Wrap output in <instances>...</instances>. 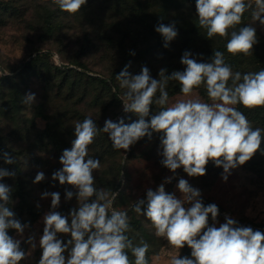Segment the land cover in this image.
<instances>
[{
  "label": "clouds",
  "instance_id": "9594fccd",
  "mask_svg": "<svg viewBox=\"0 0 264 264\" xmlns=\"http://www.w3.org/2000/svg\"><path fill=\"white\" fill-rule=\"evenodd\" d=\"M87 2L51 0V5L74 15ZM249 9L253 22L264 26V0H195L198 24L206 30L207 38L230 37L226 49L232 55H250L258 43L252 24L229 31L241 23ZM155 31L164 38V47L178 35L174 23H159ZM180 62L185 66L183 71L166 75L167 70L161 69L159 79L153 78L147 67L133 75L125 66L115 76L120 88L125 89L120 97L123 111L134 113L138 117L134 122L106 119L99 128L91 116H86L74 123L75 139L71 148L60 156L62 167L52 174V180L75 189V192L66 191V199L71 200L75 195L78 206L71 210L69 222L68 217L56 211L60 194H42V199L51 197V210L43 216V235L39 240L42 254L38 264H132L128 250L135 258L134 264H149L150 245L143 239L134 245L127 235L131 231L128 209L114 207L119 193L96 187L94 173L101 168V162L89 156V146L101 132L108 135L113 149L125 151L144 137L151 140L153 133L160 134L161 164L173 174L183 168L190 177L204 176L206 165L212 161L223 168L222 179L227 181L232 169L244 165L261 151L264 130L253 128L235 106L264 107V69L243 74L233 72L220 51L214 52L210 62H198L186 51ZM169 81L178 82L180 92L189 99L169 104L166 90ZM202 85L211 103L191 98ZM21 102L32 105L35 94H26ZM154 104L160 110L146 119ZM2 156L4 163H16L8 152ZM14 176V172L0 168V181ZM44 179V173L38 172L33 183ZM170 179L166 178L165 182ZM177 187L182 198L166 193L161 184L156 190L148 188L145 199L131 203V210L146 217L156 237L164 238L172 249L180 250L185 245L191 249V258L173 255L169 264H264V233L237 226L227 217L217 227L218 206H205L200 190L185 179H180ZM12 191L9 185L0 183V264H20L37 246L35 238L29 236L24 242L31 246L30 250L25 252L21 248L23 233L29 225L22 224L11 210ZM186 204L191 206L185 207ZM10 229L21 238L10 236ZM58 234L70 235V239L65 243Z\"/></svg>",
  "mask_w": 264,
  "mask_h": 264
},
{
  "label": "rangeland",
  "instance_id": "374dc122",
  "mask_svg": "<svg viewBox=\"0 0 264 264\" xmlns=\"http://www.w3.org/2000/svg\"><path fill=\"white\" fill-rule=\"evenodd\" d=\"M51 0H0L10 5L8 10L0 9V106L7 103L12 95V87L5 84L2 87L1 78L6 73L13 74V71H19L22 64L29 59L41 54L45 61L40 65L42 67V75L30 76L25 81L20 82L22 96L28 93L35 94V102L32 105H25L20 100L19 110H13L5 104L3 112L0 110V134L3 136L9 146L13 147L15 157L23 166V177L27 180L29 191V202L34 204L36 211L39 213L38 218L26 223L29 225L24 233L21 242V248L28 252L31 248L26 241L29 236L35 238L36 248L31 254L20 262V264H38L42 254L39 247L40 237L43 235V216L51 210V197L42 199L44 192H58L60 194V206L56 211L69 218L70 212L76 208L77 199L75 195L71 200L66 199V191H73L70 185H61L59 181L52 180V174L59 170L62 165L59 163L60 156L54 150V141L46 136H40L47 121L38 116V108L43 105L46 113L56 115L64 110L80 111L82 114L91 116L96 121V116H102V112L113 99L111 95L103 94V99L96 103L95 95L100 93V88L91 85L88 76H107L113 73L118 66L122 64L125 57L124 48H121L122 37L126 36L127 26L130 25L131 19L126 16L121 30L111 28L110 22L112 11L108 10V4H104V0H88L89 9L85 12L76 13L74 15L63 14L59 21L61 27L54 32L43 23L44 16L49 8L48 4ZM53 8L55 5H51ZM158 13L159 7H158ZM249 16L248 24L256 29L260 37H264V26L258 21L252 20V9L246 11ZM121 13H117L120 15ZM123 15V14H121ZM128 15V14H127ZM186 21L193 24L197 19L194 0H181L179 8L171 13L170 24L177 21ZM96 22V23H94ZM127 24V25H126ZM169 24V25H170ZM129 36V34L127 35ZM187 37V36H186ZM113 39V40H112ZM91 40V43L88 41ZM184 39L180 38L172 46L171 53L159 55V60L154 65L160 71L167 67L165 58H178L172 62V66L178 71H183L185 66L181 64V57L187 51L192 54L198 62H202L206 58L208 48H214L220 43V37L215 36L208 39L206 30L201 29L194 32ZM157 58V57H155ZM162 58V59H161ZM48 65L54 66L49 71ZM61 69H70V83H62L63 74ZM152 74L157 70L153 67ZM72 69V70H71ZM153 77V75H151ZM82 77V86L75 91H71V84L75 78ZM157 79L156 77H154ZM67 83L69 86L65 90H61L60 86ZM86 83L90 87L86 90ZM86 91V92H84ZM116 92V89H113ZM85 93V95H83ZM82 95V96H81ZM123 94L119 93V98ZM159 96V92H157ZM191 98H198L202 102L211 103L208 97L202 95L200 89L194 90ZM189 99L184 97L182 93H177L169 98V104L177 100ZM168 106V105H167ZM237 108V106H235ZM1 108V107H0ZM112 114V115H111ZM125 114L123 111L122 101H115L112 107L111 116L106 119L115 121ZM131 114L133 121L138 117L134 113ZM102 121L104 125L105 120ZM253 128H261L264 130V124L259 121L247 117ZM77 122L75 120L74 123ZM264 135V132H262ZM160 144L156 141L138 145L134 154H129L130 149L121 150L116 154V159L111 160L107 154L102 157L95 155V159L101 162V168L94 173L96 178V187L109 190L107 183L110 177H114L116 184L119 186L118 192L120 200L117 209H131V203L146 198V190L156 188L163 184L166 193L174 194L177 198H182L177 185L180 179H185L191 186L197 188L201 192L200 199L205 206L215 204L218 206L219 215L217 224L225 222L226 217L245 222L244 227H251L254 231L264 233V141L261 143V151L257 152V159L260 162V168L254 169L245 166H239L231 170L227 181L222 179L223 168L218 176L215 171L206 173L204 176L190 177L183 171V168L177 169L173 174L170 170L161 164L162 156L159 155ZM121 167L118 174L117 168ZM0 168H4V164L0 161ZM43 172L45 179L40 183H33L38 172ZM166 178H171L170 182H165ZM12 187L14 178L0 181ZM94 199V198H92ZM39 205V207H37ZM186 204L185 207H190ZM135 219L141 221L145 227L146 233L137 231L134 238L135 244L138 245L143 239L150 245L149 251L152 252L149 264H169L173 255L179 254L180 257L186 251V246L180 250L172 249L164 238L152 240L154 229L151 228L150 222L143 215L133 214ZM131 217V216H130ZM129 217V218H130ZM132 219V218H130ZM213 223L209 215V225ZM14 238L20 239L15 232ZM58 238L67 243L70 235L58 234ZM67 255V253H65ZM191 258L190 254L188 255Z\"/></svg>",
  "mask_w": 264,
  "mask_h": 264
},
{
  "label": "trees",
  "instance_id": "16d2710c",
  "mask_svg": "<svg viewBox=\"0 0 264 264\" xmlns=\"http://www.w3.org/2000/svg\"><path fill=\"white\" fill-rule=\"evenodd\" d=\"M181 0H104V4H108L107 8L112 11L111 18L113 17L112 21L110 22L111 28H118V30H121L122 25L124 24L123 21L126 16H128L131 21H129V24L126 29V36L124 38L122 37V44L121 48H124L125 51V57L122 59V64L116 68V70L107 76H88L87 80H90L92 83L91 85H96L100 88V93L95 95V102L99 103L103 99V94L111 95L113 99L108 101L107 106L104 111L102 112V116L97 117L95 123L99 128L103 127L102 121L106 119L107 117L111 116L110 113H112V107L115 101L121 102L119 98V93L123 94L125 89L120 88L119 82L116 80V75L119 74L122 70H124L125 66H128V71L133 74H139L143 67H147L149 69L150 75H153L154 77H158L159 79V70L156 68V65H154L155 61L159 60V55L161 53L167 54L171 53L172 46L175 43V41H178L180 38L184 39V44L186 45V38L190 36V34L194 32L201 31V27L198 24V20H196L193 24L186 21V18H184V21L179 22L177 21L175 24V28L177 30L178 35L168 43V47H164L165 41L164 38L155 31V27L159 23H163L165 25H169L171 21V13L176 8H179V2ZM195 1V0H194ZM10 5L6 4L5 2L0 3V9L4 8L5 10H8ZM90 3L87 2L85 6L82 7V9L78 12L81 13V11L85 12L87 9H89ZM158 7L160 13H158ZM49 10L47 14L44 16L43 23L45 26L49 29V31L54 32L55 30L59 29L61 27V22L59 21V18L63 14H67L66 12L61 11L57 6L54 8L51 6V1H49L48 7ZM117 13H121L123 15H117ZM128 14V15H127ZM248 19L249 16L245 12L244 16L242 17V21L239 25L235 27V29L232 30H239L240 27L247 26L248 25ZM96 23V22H94ZM127 25V24H126ZM129 34V36H127ZM258 43H256L252 49V54L250 55H243V54H237L232 55L227 52L226 44L227 40L230 37L221 38L220 37V43L214 48H208L206 59L202 62H210L211 58L215 51H220L224 54V59L227 64H229L233 70V72L239 71L242 74L249 72V71H259L260 69H264V37H260L258 32L256 31ZM187 36V37H186ZM113 40V39H112ZM92 41L89 40L88 43H91ZM43 56L41 54H37L35 57L29 59L27 62L22 64L19 68V71H13V74L11 75H5L1 78V83L3 84L1 88H5V84L12 87V95L10 99L7 101V105H9V108H12L13 110H19L20 108V100L23 97V93L21 91L20 82L25 81L30 76H37L42 75V67L40 66L44 61L45 58H42ZM157 57V58H155ZM162 59V58H161ZM178 58H165L163 61L167 62V67H165L166 75H170L173 71H178L177 68H174L172 66V62L177 61ZM54 66L48 65L49 71ZM153 67H155L157 70L154 74H152ZM60 70L58 67L56 68ZM72 70V69H71ZM69 71L70 69H61L60 73L63 74L62 77V83L67 82L70 83L71 80L69 78ZM82 80H84L82 77L75 78L74 81H72L71 84V91H75L80 86H82ZM65 83L60 86V89L63 91L65 90L69 85ZM231 83V82H229ZM86 90L90 87L88 83H86ZM113 89H116V92L113 91ZM200 92L202 95L207 97L206 89L202 85L200 88ZM166 90L169 93V98L173 95L180 92V86L178 82L176 81H169ZM86 92V91H84ZM85 95V93H83ZM82 96V95H81ZM5 104H2L0 107V110L3 111V107ZM167 106V105H165ZM237 109L241 111L246 117H251V119L256 120L264 124V107H257L254 109H246L241 105H236ZM7 108V111H10L11 109ZM160 110V106L153 105L149 114V117L146 119H150L151 115L156 114ZM3 111V112H7ZM38 116L42 117L43 120L47 121L46 127L41 130L40 136H46L49 137V139H52L54 141V150L57 152V155L61 156L63 151L65 149H70L72 146V141L75 139L74 135V126L72 123L77 121H83V119L87 116L86 114H82L80 111H69L64 110L56 115H52L49 113H46V108L43 107V105H40L38 108ZM120 119H123L126 124H130L133 121L131 119V114L125 113L122 115L121 118L113 121V122H119ZM158 142L160 144V134L153 133V136L151 140L148 139V137H144L140 139L138 142H136L134 145L130 146V152L129 154H134L135 149L138 145L151 143V142ZM121 150H115L112 147V142L109 139L108 135L106 133L101 132L97 138L95 139V142L89 146V156L94 158L95 155L103 156L104 154H107L109 156V159L114 160L116 159V154L120 152ZM4 152H8L10 156L15 157V153L12 146H9L3 136L0 134V161L4 164V169H7L10 172H14V177H5L3 181L6 179H12L14 178V185L11 187L13 189L12 191V204L10 205L11 210L16 214L17 219L20 220L22 224H26L30 221H33L38 218L39 213L36 211V208L34 204L29 202V191H28V184L25 177H23V166L20 164V161L15 157L16 163L15 164H6L4 163L2 154ZM257 153L253 156L251 160L246 162L244 165L245 167H250L254 169L260 168V162H258ZM121 167L118 166L117 172L120 173ZM212 171H215V175L218 176L221 172V169L214 165L212 161H209V163L206 165V173H211ZM107 187L109 190H112L114 192L118 191L119 186L116 184V180L114 177H110L109 181L107 183ZM123 196V194L121 195ZM121 196L117 197V200H120ZM116 200V201H117ZM115 201V203H116ZM114 206L118 207V204H115ZM135 212L131 209L128 210V215L130 218V228L131 231L127 233L130 239H132L133 244H135L134 238L136 237L137 231H141L143 234L146 233V236L149 238L147 231L145 227H143L140 220L135 219L134 215ZM232 219V218H231ZM236 222L237 226H245V222L242 220H236L233 219ZM16 231L13 229L9 230V235L12 236ZM156 239L155 235H152V240L150 238V241H153ZM152 252L148 251L147 258L148 260L151 257ZM190 254V248L186 246V251L182 254L181 257H188ZM128 255L130 260L132 261V264H134V256H132V253L130 250H128Z\"/></svg>",
  "mask_w": 264,
  "mask_h": 264
}]
</instances>
